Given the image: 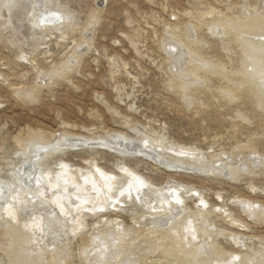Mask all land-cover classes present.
<instances>
[{
    "label": "rangeland",
    "instance_id": "374dc122",
    "mask_svg": "<svg viewBox=\"0 0 264 264\" xmlns=\"http://www.w3.org/2000/svg\"><path fill=\"white\" fill-rule=\"evenodd\" d=\"M250 20L264 0H0V264H264Z\"/></svg>",
    "mask_w": 264,
    "mask_h": 264
},
{
    "label": "bare ground",
    "instance_id": "6f19581e",
    "mask_svg": "<svg viewBox=\"0 0 264 264\" xmlns=\"http://www.w3.org/2000/svg\"><path fill=\"white\" fill-rule=\"evenodd\" d=\"M227 20V19H226ZM228 21V20H227ZM251 21V20H250ZM224 22V21H223ZM226 22V21H225ZM242 22V21H241ZM241 22L239 23L240 25H241ZM228 23V22H227ZM244 23V22H243ZM230 24V23H229ZM226 25H228V24H226ZM237 25H238V23H237ZM232 26V25H231ZM239 26V25H238ZM224 27H226V26H224ZM242 27H244V29H246V28H253V29H255V30H261V31H263L264 30V21L263 20H256V21H251V22H248V23H246L245 22V24L242 26ZM260 46H262L261 44H257L255 47H253V49L251 48L250 49V51L251 52H254L255 54H261L262 52H263V49L262 48H260ZM247 78H248V75H247ZM31 134V133H30ZM32 137V136H31ZM31 137H30V139H31ZM36 138V137H35ZM113 142V141H112ZM44 144H45V142H44ZM25 145V144H24ZM46 146H48L49 144H45ZM44 146V145H43ZM39 147V146H38ZM45 147V146H44ZM55 152V151H54ZM45 153V152H44ZM48 153V152H47ZM43 155V154H42ZM44 156V155H43ZM49 156V155H48ZM29 163V162H28ZM40 164V163H39ZM37 169V168H36ZM27 171V170H26ZM26 177V176H25ZM23 179V178H22ZM3 197H5V195L3 196ZM2 198V197H1ZM7 205V204H6ZM9 209V208H8ZM167 249V248H166ZM169 250H171V249H169ZM167 251V250H166ZM168 253L170 252L171 253V251H167Z\"/></svg>",
    "mask_w": 264,
    "mask_h": 264
}]
</instances>
